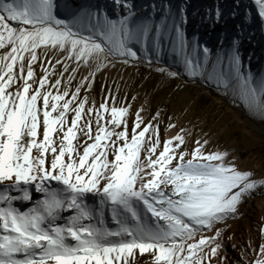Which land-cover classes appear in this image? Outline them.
I'll list each match as a JSON object with an SVG mask.
<instances>
[{
    "label": "snow or ice",
    "instance_id": "1",
    "mask_svg": "<svg viewBox=\"0 0 264 264\" xmlns=\"http://www.w3.org/2000/svg\"><path fill=\"white\" fill-rule=\"evenodd\" d=\"M111 2L115 16L85 6L62 18L56 0H0V264H134L137 253L152 255L146 264H229L221 225L237 218L264 176L232 152L206 151L208 139L189 150L188 129L162 141L160 112L146 121L137 110L130 128V104L116 106L109 92L97 105L87 93L103 70L145 63L214 88L264 120V73L240 51L251 8L210 47L188 36L186 3ZM251 4L264 25V0ZM240 6L235 0L225 15L216 0L201 22L226 24ZM49 50L63 55L53 64ZM67 61L75 67L61 91ZM56 65L63 71L52 81ZM81 67L88 71L73 91ZM236 264H264V242Z\"/></svg>",
    "mask_w": 264,
    "mask_h": 264
},
{
    "label": "rangeland",
    "instance_id": "2",
    "mask_svg": "<svg viewBox=\"0 0 264 264\" xmlns=\"http://www.w3.org/2000/svg\"><path fill=\"white\" fill-rule=\"evenodd\" d=\"M62 1L56 0V3L57 11L63 18L65 15L61 13ZM133 3L135 6L137 5L136 0H133ZM91 4L100 6L96 3ZM105 10L112 16L120 11V9L114 8L113 4ZM210 27L207 25L201 43L208 45L207 41L212 37L210 36ZM192 36H201L197 27L191 29ZM243 49L240 48V51L245 64L250 63L254 73H264V60L258 64L256 59L253 56L249 58L247 51L245 49L243 51ZM38 53L43 54V49L38 50ZM57 55L62 56L63 54H58L55 50L48 52V56L53 58V64ZM67 63H69V71L64 73L61 91H63V85L71 74L72 68L75 67V64L70 61ZM169 63H172L170 58ZM45 66L49 67L47 64ZM154 67L150 68L145 63L138 65L117 63L115 67L103 70L96 75L92 89L87 93L90 102L95 100L99 105L103 98L111 92L115 96L116 106L130 104V111L133 114L129 118L130 128L137 110L144 109L141 115L146 121L160 112L159 124L162 141L170 138L169 132L172 130L176 135L180 129H188L189 134L186 135V140L189 150L195 147L196 139H208L209 144L206 146V151L211 152L219 149L232 152L238 158L242 168L254 171L257 179L264 176V120L253 118L243 106L238 103L234 104L230 97H226L214 88L202 86L198 82H190L186 79L167 78L156 72ZM34 69L37 77L43 75L39 63L34 65ZM62 71V65H56V74L50 79L54 81ZM87 71L81 67L76 73L71 84L73 91ZM84 94L85 89H82L81 97ZM71 118L72 113L70 112L69 119ZM86 119L87 117H84L81 124ZM169 122L176 124V127L166 131ZM95 130V123H93V134ZM80 139H83L82 133H78V140ZM91 142L89 141V143ZM143 155L142 153V158ZM221 227L225 228V232L220 251L227 257L229 264H236L245 249L248 252H251L252 249L258 251L260 244L264 242V233L260 231L264 228V187L258 188L252 195L245 197L239 206L237 218L229 220L226 225H221ZM249 244H251V248ZM251 258L249 257V259ZM152 259L150 253L143 255L137 253L134 264H146Z\"/></svg>",
    "mask_w": 264,
    "mask_h": 264
},
{
    "label": "bare ground",
    "instance_id": "3",
    "mask_svg": "<svg viewBox=\"0 0 264 264\" xmlns=\"http://www.w3.org/2000/svg\"><path fill=\"white\" fill-rule=\"evenodd\" d=\"M63 0L61 6V13L67 15L70 12L78 11L80 8L85 6H92L91 3H96L101 8L109 9L112 5L111 0ZM136 8L140 9L142 6L149 5L152 0H136ZM174 6L179 7L182 4H187L188 24L187 34L191 37V29L198 28L201 36L200 42H203V34L206 30L207 25L211 26L207 22H201V17L205 15L206 9L213 8L216 0H171ZM221 6L224 10L225 15H229L230 11L234 7L235 0H220ZM71 7V8H70ZM246 8H251L253 23L245 25V34L242 37L241 48L247 51L248 57H254L258 64H261L264 60V25L259 22V17L256 15V9L252 7L251 0H241V6L238 9L239 15L233 20L228 19L227 23L211 26V38L208 39L207 43L211 47L212 45L219 46V38L222 33L232 36L236 32V23L243 20L246 12ZM235 31V32H234ZM243 49V51H244ZM174 130L169 132V137L174 135ZM42 194L34 193L35 198H41ZM28 206V205H27Z\"/></svg>",
    "mask_w": 264,
    "mask_h": 264
}]
</instances>
